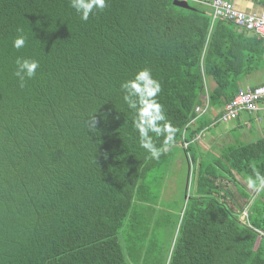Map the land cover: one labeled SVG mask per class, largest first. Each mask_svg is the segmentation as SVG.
<instances>
[{"label": "trees", "instance_id": "16d2710c", "mask_svg": "<svg viewBox=\"0 0 264 264\" xmlns=\"http://www.w3.org/2000/svg\"><path fill=\"white\" fill-rule=\"evenodd\" d=\"M174 1L108 0L85 22L70 0H0V264H145L148 215L161 203L154 180L178 147L198 165L197 196L167 264H264V192L251 207L236 199L237 210L213 197L224 171L264 174V140L228 146L220 158L199 155L196 143L211 123L196 109L224 112L264 69V39ZM18 35L27 37L20 50ZM17 57L40 62L23 88ZM144 68L178 129L166 150L151 134L158 160L140 147L120 89Z\"/></svg>", "mask_w": 264, "mask_h": 264}, {"label": "clouds", "instance_id": "9594fccd", "mask_svg": "<svg viewBox=\"0 0 264 264\" xmlns=\"http://www.w3.org/2000/svg\"><path fill=\"white\" fill-rule=\"evenodd\" d=\"M108 0H70V7L75 10L80 19L87 22L98 11L107 7ZM198 5H204L199 3ZM22 31V30H20ZM27 37L18 35L12 43L13 48L20 50L26 46ZM14 75L18 79L20 87L26 85L27 80L37 75L40 62L36 59L17 57L15 60ZM123 101L128 109L134 113L133 125L139 134V145L150 153L151 158L158 160L162 154L151 134L163 137V147L174 143L176 129L168 121L164 107L157 100L162 91L161 83L153 77L151 69L144 68L135 73L134 77L125 80L120 85ZM88 131H95V118L91 116L87 121ZM248 187L257 193L264 192V174L254 169V175L247 179ZM248 215V212H245ZM243 214L242 220L247 216Z\"/></svg>", "mask_w": 264, "mask_h": 264}, {"label": "crops", "instance_id": "0c3cea01", "mask_svg": "<svg viewBox=\"0 0 264 264\" xmlns=\"http://www.w3.org/2000/svg\"><path fill=\"white\" fill-rule=\"evenodd\" d=\"M212 0H194V5L199 6L203 10H208L211 12L209 6L198 5L199 3L209 4ZM232 1L237 9L244 11L248 14H261L264 12V0H229ZM250 80H246L241 84V88H255L259 85L264 84V69L256 72L250 77ZM251 81V82H250ZM221 110H215L209 108L208 118L210 120V125L207 130H205L199 141H197V146L201 151H198L199 155H203L204 158L215 157L220 158L228 146H236L239 144L248 145L253 144L258 141L264 140V112L259 111L255 114L243 113L240 117L231 124H215V121L219 119L222 115ZM179 148V147H178ZM184 155V154H183ZM186 158V156L184 155ZM174 160V158H173ZM172 160L170 167L174 165ZM189 164V170L192 169L191 165L195 167V181H194V197L197 196V167L190 161L187 160ZM175 164L174 166H177ZM169 167V168H170ZM231 181L221 179L222 183V192L218 196L217 193L214 194L215 199H220L227 204H233L234 202V187L236 184L234 182V176L228 175ZM241 192L236 189L238 192V199L242 200V204L251 207L252 204L257 200L260 193L255 192L250 189L247 184L246 177H242ZM174 185V183L172 182ZM164 189V187H163ZM240 193V194H239ZM162 198V196H161ZM187 199V198H186Z\"/></svg>", "mask_w": 264, "mask_h": 264}, {"label": "rangeland", "instance_id": "374dc122", "mask_svg": "<svg viewBox=\"0 0 264 264\" xmlns=\"http://www.w3.org/2000/svg\"><path fill=\"white\" fill-rule=\"evenodd\" d=\"M250 79L251 78L248 80ZM172 154L174 156V165H178H173L167 171L163 169L161 175L162 179L157 182L154 180L153 174L148 179L149 182L154 180L152 195L154 197L161 195L162 198L159 208L148 215L150 219L148 228L152 230V233L146 239V247L152 252V255L147 256L145 264L168 263L178 236L179 217H182L185 211V207L187 206L186 202L191 197H194L195 167L191 165L192 169L189 170V164L180 149H173ZM223 174V177L228 180V173L224 171ZM242 177L237 178V183L239 185L234 186L238 190H241ZM236 189L234 188V202L238 199V192ZM239 201L242 203V200ZM230 205L233 209L237 210L235 204ZM161 209L171 211L172 214H168ZM122 237L125 239L127 233L124 232ZM135 243V241L130 242V244Z\"/></svg>", "mask_w": 264, "mask_h": 264}, {"label": "built area", "instance_id": "2783aa9c", "mask_svg": "<svg viewBox=\"0 0 264 264\" xmlns=\"http://www.w3.org/2000/svg\"><path fill=\"white\" fill-rule=\"evenodd\" d=\"M179 1L194 3V0ZM201 4L209 6L213 23L219 20L228 21L264 39V12L259 15L248 14L237 10L231 2L224 0H214L211 5ZM260 105L264 106V84L255 88L240 89L235 100L225 107L221 121L228 123L236 120L243 113L255 114L259 111L264 112V108L259 107ZM208 111V105L205 108L198 107L196 109L199 115H203ZM245 216L248 215L245 213Z\"/></svg>", "mask_w": 264, "mask_h": 264}, {"label": "bare ground", "instance_id": "6f19581e", "mask_svg": "<svg viewBox=\"0 0 264 264\" xmlns=\"http://www.w3.org/2000/svg\"><path fill=\"white\" fill-rule=\"evenodd\" d=\"M213 1H214V0H212L209 4L211 5V4L213 3ZM224 1L231 2V3L233 4L232 1H229V0H224ZM233 5H234V4H233ZM234 6H235V5H234ZM235 8H236V6H235ZM236 9H237V8H236ZM237 10H239V9H237ZM239 11H241V10H239ZM243 12H244V11H243ZM245 13H246V12H245ZM262 13H263V12H262ZM257 15H259V14H257ZM230 23H231V22H230ZM214 24H215V22H214V23L212 22V25H214ZM232 24H234V23H232ZM234 25H235V24H234ZM235 27H236L237 29L242 30V31H246V30H244V29L239 28L237 25H235ZM237 29H236V30H237ZM246 32H248V31H246ZM259 107L264 108L263 105H260ZM209 108H210V107H209ZM196 113H197V112H196ZM208 113H209V111H208L207 113H205V114H208ZM197 114H198V113H197ZM205 114H203V115H205ZM198 115H199V114H198ZM222 115H223V113H222ZM222 115H221V117H220L218 120L215 121V124H228V123H231V122H228V123H224V122H222V121H221ZM199 116H202V115H199ZM239 117H240V116H239ZM239 117H238V118H239ZM238 118H237V119H238ZM237 119H236V120H237ZM236 120H234V121H236ZM232 122H233V121H232ZM185 143H186V142H185ZM185 143H184V144H185ZM184 144H183V145H184Z\"/></svg>", "mask_w": 264, "mask_h": 264}, {"label": "water", "instance_id": "95a60500", "mask_svg": "<svg viewBox=\"0 0 264 264\" xmlns=\"http://www.w3.org/2000/svg\"><path fill=\"white\" fill-rule=\"evenodd\" d=\"M174 6L185 10H195L192 6L189 5V3L179 0L174 1Z\"/></svg>", "mask_w": 264, "mask_h": 264}]
</instances>
